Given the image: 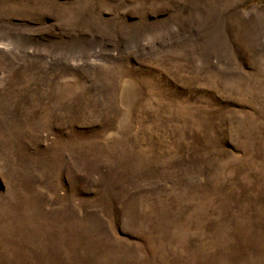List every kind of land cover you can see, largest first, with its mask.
<instances>
[{"label":"rangeland","instance_id":"rangeland-1","mask_svg":"<svg viewBox=\"0 0 264 264\" xmlns=\"http://www.w3.org/2000/svg\"><path fill=\"white\" fill-rule=\"evenodd\" d=\"M0 264H264V0H0Z\"/></svg>","mask_w":264,"mask_h":264}]
</instances>
